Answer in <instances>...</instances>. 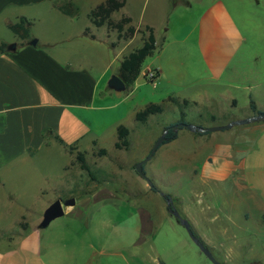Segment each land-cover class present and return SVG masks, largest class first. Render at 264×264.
<instances>
[{"label":"crops","instance_id":"0c3cea01","mask_svg":"<svg viewBox=\"0 0 264 264\" xmlns=\"http://www.w3.org/2000/svg\"><path fill=\"white\" fill-rule=\"evenodd\" d=\"M69 2L71 15L59 10ZM196 2L175 7L166 4L157 25L144 20L146 2L138 20L131 12L121 16L129 17L136 29H153L157 86L164 74H170V67L177 74L176 67L182 62L191 63L192 80L179 81L172 74L171 84L178 91L162 100L175 97L195 107L224 102L237 108L240 98L249 110L246 118L257 115L252 113L250 101L263 114L264 0ZM97 5L81 10L73 0H0V45L16 44L15 52L5 47L0 53V208L20 210L16 223L8 227L2 223L0 211V264H212L186 230L167 217L170 214L162 194L170 195L174 209L217 262L264 264L262 121L243 131L232 127L198 134L179 128L174 140L157 149L154 167L163 174L169 170L177 185L173 193L157 181H153L156 192L146 188L159 199L158 216L161 213L167 221V234L159 240L161 252L154 241L158 218L149 212L130 237L97 232L100 218L86 224L93 233H85L83 239L65 231L41 232L42 218L35 210L44 211L57 199L62 202L66 185L71 192L69 166L75 163V154L67 147L101 149L105 134L114 147L116 129L123 125L127 112L124 108L122 116L120 109L126 100L107 105L121 96L105 88L104 79L114 63L125 58L119 59L118 48L139 34L117 42V34L108 33L105 25L95 27L89 13ZM126 5L127 0L119 11ZM169 12L173 25L166 21ZM178 12L188 16L183 23L177 19ZM20 18L31 22L29 40L8 29V24ZM32 38L37 40L35 46L29 45ZM138 82L139 77L133 85ZM154 167L149 170L153 180L158 178ZM49 192L53 193L50 197ZM128 197L141 215L137 197ZM103 200L112 199L92 203ZM88 203L87 199H72L70 206H63L64 215ZM149 224L150 229L142 234L140 230Z\"/></svg>","mask_w":264,"mask_h":264},{"label":"rangeland","instance_id":"374dc122","mask_svg":"<svg viewBox=\"0 0 264 264\" xmlns=\"http://www.w3.org/2000/svg\"><path fill=\"white\" fill-rule=\"evenodd\" d=\"M73 1L74 3H79V8L81 10H85L91 6H94L95 4H101L104 0ZM177 1V5H179L181 0ZM145 2L147 5V10L145 11L144 20H147L150 23L152 22L155 25H157V23L161 20L166 4H171V0H127L126 7L123 10L114 13L112 19L115 21L120 20L123 14L131 12V14L135 15L133 16V19L138 20V18H140L139 12L142 11V7L145 5ZM188 2L192 3V5H196L197 3L196 0H188ZM68 4H70V2ZM193 10V16L195 17L197 14V9L194 8ZM189 12L192 13V10H189ZM170 14L171 12L166 15V21L168 22L169 20V25H173V17L171 18L169 16ZM176 16L177 19L179 18V20L182 21V23L188 18L187 15L181 14L179 12L176 13ZM127 27L128 25H126L124 29ZM143 28L144 27L141 29ZM108 33L117 34L116 31L111 29H108ZM138 34L139 35L137 36V39L129 41L118 48V56L120 57V60L141 46L142 42H140V40L142 41L143 38L147 36V33L144 35L141 33ZM29 39H31L30 29L28 38L23 40ZM33 39L35 38H32V40ZM157 54V52H154L151 56L144 60L141 72H143L147 67L153 69V65L157 62ZM118 63L119 61L117 60L111 67V72H108L105 76V88L110 77L117 74V71L120 67V64ZM175 67L176 66L174 65V68ZM176 68L178 69L177 74L173 72L170 67L169 71L171 75L168 73L164 74V76L161 78L162 81H160L162 83L159 86H157V79L155 80L156 83L153 85L152 82L140 75L138 76L139 82L137 84L135 83L133 86L131 85L125 89V92L118 94L121 96L119 99L113 100L112 102L107 101V105H113L115 103H119L120 100H126L123 101L125 103L121 105L120 109L122 116L125 110H127L122 123L130 130L128 148L126 150L115 149L113 147V141L111 140V137L109 138L108 134H105L103 140H101L100 148L102 147V149H106L107 155H99V147H95L88 151H80L85 152L86 162L91 169L92 177H89L85 171L80 170L77 162L73 163L71 166H69L70 176H68L70 177L69 181L71 192H68V186L66 185L65 188L67 191L65 193L62 192L61 197L64 207L70 206L69 201L72 199H87V201L90 203H88V205L84 206L83 208H76L72 214H66L54 219L51 221L48 227L41 229V232L48 234L65 231L67 233L73 234L77 238H80L85 233L91 232L92 234L93 232L87 229L86 224L91 222V220L94 218H100L99 220H101L102 224L100 225L97 232H101L102 234L106 235L121 234L130 237L131 235L137 233L138 227H140L139 222L141 218H147V213L149 212L152 214V217L158 218V226L155 230L154 241L156 242L157 240V251L161 252L163 246L160 244L159 240H164L163 237L167 234V221L164 219L161 213L158 216V205L156 204V200L159 199L155 200L152 197L153 195L148 193V189L146 188H150V186L148 185L147 181L135 171L136 164L148 156L154 143L158 140L165 127H167L169 124L175 123L178 120H183L189 123L205 125L206 128L212 126H224L233 120L246 119V115L249 112L247 106L245 107L243 105V102L240 98H238L239 102L237 108H230L229 105L224 102H221V104H216L215 106H212L209 103H204V106L195 107L191 103H182L178 105L172 100H166V110L162 114L149 117L148 121L143 124L135 121L134 113L142 110L150 103L160 104L163 102L162 99L166 95L178 91L173 88L171 84L170 76L172 77V74L173 77L179 81L192 80L190 62H182ZM137 85L140 87H137ZM200 89L207 91L206 87H200ZM186 91H188V89L185 90V93ZM111 94H115L114 96H116V93ZM124 108L126 109L123 111ZM134 109H136L135 112ZM257 123H259V121L248 123L242 126H234L233 129L237 131H243L244 129L254 126ZM114 137L117 141V129L116 135ZM76 152L77 150L74 148L72 153L76 154ZM154 158L155 157L151 158L143 165V173L145 177L153 184V186L157 181L159 182V185H157H161L164 190H167L171 193L175 192L177 185L172 182L174 181V178L169 176L168 168V173L165 171L163 174V171L157 168L158 166L154 167V165H156V159ZM152 167L158 169V178L155 180H153L149 174V170ZM153 181L155 182L153 183ZM146 185L147 187H145ZM52 194V192H49L48 196L50 197ZM129 195L137 197L136 201L139 202V208L142 209L141 215L137 211L138 207H133L134 204L131 203V200L128 197ZM101 199L112 200H103L102 202H98L96 204L92 203L93 201ZM0 211L3 212L2 223L8 227L16 223L15 221L17 219V212L20 210L18 208H0ZM35 211H39L38 217L42 218L44 211H41L40 209ZM167 217L175 222V219L172 216L167 215ZM149 229L150 224L143 232L141 230L140 232L142 234H146ZM81 239H83V237H81Z\"/></svg>","mask_w":264,"mask_h":264},{"label":"trees","instance_id":"16d2710c","mask_svg":"<svg viewBox=\"0 0 264 264\" xmlns=\"http://www.w3.org/2000/svg\"><path fill=\"white\" fill-rule=\"evenodd\" d=\"M178 4L177 0H171V7H175ZM185 6H189V3L186 1L181 0V3ZM125 5V0H105L101 4L97 5L91 12L89 13V18L91 23L95 27H101L105 25L108 29L114 30L117 33V41L130 39L136 33H141L144 35L147 33V36L143 38L142 44L139 48L135 49L131 53H129L120 63V67L118 70L117 76L122 80L126 89L133 85L136 81L137 77L139 76L142 64L144 60L151 56L153 52L156 50L155 45V38L153 34V29L149 26H145L143 29L139 28L136 29L135 27L131 26V19L129 17H121L120 20L114 22L111 19L112 13L119 11ZM59 10L67 15H71L73 13V7L71 4H66L59 7ZM128 25L126 29L124 27ZM31 27V22L26 20L25 18H20L18 22L14 24H8V29L11 30L15 35L19 36L21 39L28 38L29 36V29ZM87 32V31H85ZM5 51V44L0 45V53ZM166 100H172L174 103L180 105L182 103H188L187 101L182 100L181 102L178 98L175 97H168ZM165 100V101H166ZM163 101L160 104L150 103L146 105L142 110L138 111L135 114V121L139 123H146L149 117L153 115H160L165 111V104ZM250 109L253 114H262V112L257 111L254 103L250 101ZM184 122L180 120L178 122L169 124L165 129H167V133L165 135V140L161 144L168 143L174 140L177 137V133L173 130V125L177 123ZM264 122V120H262ZM164 129V130H165ZM198 133V132H196ZM129 134L130 130L120 125L117 127V141L114 143V148L117 150H126L129 146ZM200 134V133H198ZM205 134V133H201ZM61 144L63 142L59 140ZM95 145V144H94ZM67 149L70 153L73 151V146H68ZM99 155H107L106 149H100L98 151ZM75 162L79 165L80 170L85 171L89 177H92V172L89 165L86 162L85 152L77 151L75 154ZM152 191H157L154 186L151 187ZM163 199L168 202L171 201V204L167 207V209L173 208L172 206V199L170 195L163 194Z\"/></svg>","mask_w":264,"mask_h":264},{"label":"water","instance_id":"95a60500","mask_svg":"<svg viewBox=\"0 0 264 264\" xmlns=\"http://www.w3.org/2000/svg\"><path fill=\"white\" fill-rule=\"evenodd\" d=\"M36 43H37V40L33 39L29 42V45L35 46ZM6 50L8 52H15L16 44L8 45L6 47ZM107 88L109 90L117 92V93L124 92L126 89L124 83L122 82V80L117 75H113L110 77V79L107 82ZM262 120H264V113L263 114H257V115H254V116H251L249 118L242 119V120H233L224 126H213V127H209V128H203V127L196 126L193 124H188V123H177V124L173 125V130L177 131L179 128H185L189 132H193V133L194 132L211 133V132H216V131H225V130H228L234 126H242V125H246L248 123L262 121ZM167 131H168L167 129H165L163 131L161 136L154 143V145H153L150 153L148 154V156L145 159H143L142 161H140L138 164H136V166H135V171L147 181V183L150 187H152L153 184L145 177V175L143 173V165L153 157V155L155 154L157 149L164 142L165 135H166ZM166 203H167V207H168L171 204V201H168ZM172 206H173V204H172ZM167 210H168L169 214L173 218H175V220L178 222V224L186 230L189 238L198 247V249L204 254V256L212 264H220L219 262H217L215 260V258L211 255V253L207 250V248H205L203 243L199 239H197V237L194 235L189 222L186 219L182 218L180 216V214L174 209V207L171 209H167ZM63 215H64L63 203L57 199L52 204H50L48 206V208H46L44 210V213L42 215V220H41L38 227L40 229H44V228L48 227V225L51 223V221H53L54 219H57Z\"/></svg>","mask_w":264,"mask_h":264},{"label":"built area","instance_id":"2783aa9c","mask_svg":"<svg viewBox=\"0 0 264 264\" xmlns=\"http://www.w3.org/2000/svg\"><path fill=\"white\" fill-rule=\"evenodd\" d=\"M158 75L159 72L153 69H146L143 74V76L153 84L155 83V80L158 78Z\"/></svg>","mask_w":264,"mask_h":264}]
</instances>
